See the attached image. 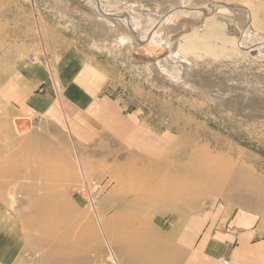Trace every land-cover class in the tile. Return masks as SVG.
I'll list each match as a JSON object with an SVG mask.
<instances>
[{"label":"rangeland","instance_id":"1","mask_svg":"<svg viewBox=\"0 0 264 264\" xmlns=\"http://www.w3.org/2000/svg\"><path fill=\"white\" fill-rule=\"evenodd\" d=\"M102 1L108 9L124 6L146 20V26L141 25L147 32L155 22L172 21L157 42L140 47L123 44L107 25L81 20L51 0H0V201L14 209L29 234L18 264H211L204 257L194 259L195 251L205 235L216 241L223 231L237 238L235 250L250 234L252 264H264V0ZM83 12L94 13L86 6ZM171 30L178 33L173 36L177 50L199 49L220 64L196 66V71L186 65L173 71L166 67V55L156 45L170 39ZM73 56L88 79H72L70 86L59 83V71ZM33 64L51 69L57 81L48 89L54 103L49 113L23 108L34 93H45L42 87L35 91L32 81L26 87L23 65L33 69ZM186 69L194 74L193 81L191 75L181 77ZM218 88L226 92L218 93ZM71 89L78 94H70ZM81 95L89 99V109L79 104L68 111ZM93 101L111 105L130 130L116 137L115 110L109 116L100 114L102 118L92 116L86 125L85 113L92 110ZM140 126L153 137L151 142L170 134L177 145L190 147H167L157 158L150 156V169L160 167L161 176L172 164L206 155L238 165L214 185L192 180L174 188L171 178L164 177L152 186L162 195L167 192L166 199L150 206L130 202V210L123 206L137 200V186L125 180L126 169H141V164L124 162L128 154L138 160L146 157L131 144ZM103 146L119 154L97 150ZM120 164L126 169H118ZM240 170L246 178H236ZM98 217L109 221L106 235ZM92 219L95 225H86ZM132 219L139 230L130 227L123 233L112 228ZM191 226L201 231L193 249L182 240ZM142 230L147 244L140 249L137 232ZM123 238L130 241L129 252L119 251L112 242Z\"/></svg>","mask_w":264,"mask_h":264},{"label":"bare ground","instance_id":"2","mask_svg":"<svg viewBox=\"0 0 264 264\" xmlns=\"http://www.w3.org/2000/svg\"><path fill=\"white\" fill-rule=\"evenodd\" d=\"M51 2L56 6L58 7L59 9H62L64 11H66L67 13H71L73 15H77V17L81 20H84V21H91V20H94L95 22H98V23H101V24H105L107 25V30L112 34V35H116L117 39L120 41V42H123V44H130V45H138L140 47H145L147 44H151V42H153L154 40L157 42L159 40V38L161 37V32L164 33L165 30H167V27H166V23L163 21H159V22H155L152 24L150 30L147 32L143 26H146L147 24V21L144 20V21H141L140 19L137 18V14L134 16V14H132L130 11L128 10H125V9H122L124 6H122V8L120 7H116V9H112V8H107L108 6L104 5L103 4V1L102 0H51ZM73 2L76 3V7L74 8V6H71L73 5ZM109 4V2H108ZM112 5V4H110ZM116 5V4H115ZM86 6V8L92 10L94 13H91V14H88V13H85L83 12V7ZM114 7V5L112 6ZM125 8V7H124ZM129 9V8H128ZM140 11V10H138ZM240 11V10H239ZM143 13V12H142ZM180 13V12H179ZM177 12V14H179ZM244 13V12H243ZM173 14V13H172ZM186 14V13H184ZM239 14H241L239 12ZM150 15V14H149ZM248 15V14H247ZM175 16V14H174ZM179 16V15H178ZM177 16V18L175 19H178L179 17ZM142 18V17H141ZM169 18V17H168ZM181 18V16H180ZM179 18V19H180ZM172 19V18H171ZM182 19V18H181ZM169 19H167L168 21ZM166 21V20H165ZM172 20H170L171 22ZM176 21V20H174ZM173 21V22H174ZM170 22H168L167 24H169ZM190 23V22H189ZM193 23V22H192ZM245 23H246V20H245ZM143 24V26L141 25ZM171 24V23H170ZM169 24V25H170ZM175 24V23H174ZM197 24V23H195ZM202 24V23H201ZM201 24H198V25H201ZM185 26L186 23L184 24ZM172 26V25H171ZM191 26V25H190ZM187 28V27H186ZM189 28V27H188ZM245 28V27H244ZM168 29H171V28H168ZM249 30V29H248ZM246 29V32L248 31ZM251 30V29H250ZM180 31V30H179ZM181 32V31H180ZM253 32V31H252ZM168 33L171 34V38L170 39H167L164 41L166 42H162L159 43L158 45H156V47H158V51H162L163 55H166V59H167V66L166 67H169V69L171 68L174 69L177 68L178 70H181L183 69L184 65L187 66V69H192L194 68L193 70H195V67L196 66H200L202 68H206V66H210L211 64H216V65H219L220 64V61L216 60L215 58L211 57V55H204L199 49H195V50H189L187 51L186 49H183V50H177L176 48V45L175 44L176 42V39L174 41V38L173 36L174 35H177L178 33L176 31H168ZM251 34V32H250ZM255 33H253L254 35ZM257 34V33H256ZM160 36V37H159ZM164 36V35H163ZM247 36V35H246ZM252 36V34L250 35ZM257 37V36H256ZM261 37V36H260ZM177 38H180V37H177ZM247 38V37H246ZM258 38V37H257ZM158 39V40H157ZM254 39V38H252ZM154 41V43H155ZM160 42V41H159ZM128 46V45H126ZM154 46V45H153ZM121 47V45H120ZM134 47V46H133ZM137 47V46H136ZM147 47V46H146ZM179 47V46H178ZM181 48V46H180ZM145 49V48H144ZM147 49V48H146ZM145 49V50H146ZM194 49V48H193ZM135 50V48H134ZM153 50V49H152ZM243 50V49H242ZM133 51V49H132ZM144 51V50H143ZM167 51H169V53H167ZM134 52V51H133ZM147 52V51H146ZM153 54V53H152ZM158 54V53H157ZM155 54V55H157ZM188 55L190 59L193 60V62H189L188 60ZM148 56V55H147ZM239 56V55H237ZM155 57V56H154ZM157 58V57H156ZM178 58V59H176ZM176 60H179V62L177 63ZM229 61V60H228ZM184 64H183V63ZM26 63H28L26 61ZM169 69L166 68V70L169 71ZM186 69V71H187ZM192 70V72H194ZM173 71V70H172ZM184 71V72H186ZM189 71V70H188ZM184 73L182 72L183 74L181 75V77L183 75H185L186 77V74L189 75V73H191V71L188 73ZM196 71V70H195ZM201 71V70H199ZM95 74V73H94ZM176 74V73H175ZM177 74H179L177 72ZM176 74V75H177ZM181 74V73H180ZM206 74V73H205ZM52 75V74H51ZM191 75V79H192V76L194 74H190ZM189 75V76H190ZM197 75V74H196ZM200 75V74H198ZM160 76H164L162 74H160ZM177 76H180V75H177ZM203 76V74L201 75ZM13 77V76H12ZM53 77V76H51ZM87 77L88 76V72L86 70V72H84L82 75H81V78H84V79H88ZM165 77V76H164ZM96 78H99V77H96ZM168 78V77H167ZM194 78V77H193ZM197 78V77H196ZM199 78V77H198ZM200 78H204V77H200ZM225 78V77H224ZM189 79V77H188ZM200 79V81L202 80ZM232 79H234L232 77ZM247 79V78H246ZM74 80V79H73ZM166 80V79H165ZM169 80V79H168ZM195 80H198V79H195ZM227 80H228V77H227ZM242 80V79H241ZM245 80V79H244ZM250 80V79H249ZM54 81H55V78H54ZM193 81V79H192ZM207 81V80H206ZM210 81V80H209ZM240 81V80H239ZM243 81V80H242ZM242 81H240L242 83ZM166 82V81H165ZM187 82V81H186ZM185 80L183 81V83H186ZM199 82V80H198ZM203 81H201L202 83ZM214 82V81H213ZM238 82V81H237ZM239 82V83H240ZM246 82V81H245ZM249 81L247 80L246 83H248ZM259 82V81H257ZM54 83V82H53ZM168 83H172L171 80L170 82ZM196 83V82H195ZM200 83V84H201ZM216 83V82H215ZM225 83V81H224ZM229 83V82H228ZM240 83V84H241ZM175 84V82H174ZM181 84V83H179ZM210 84V83H208ZM207 84V85H208ZM231 84V83H230ZM249 84V83H248ZM51 85V83H50ZM176 85V84H175ZM184 85V84H182ZM188 86L190 84H185V86ZM199 85V84H197ZM205 85V84H204ZM215 85V84H214ZM232 85V84H231ZM239 84L237 83V86ZM244 85V84H243ZM242 85V86H243ZM247 85V84H246ZM17 86V85H16ZM203 86V85H202ZM213 86V85H212ZM225 86V85H224ZM229 86V84L227 85ZM250 87V85H248ZM52 86H50L51 88ZM181 87V85H180ZM193 88H198L197 86H191ZM214 87V86H213ZM221 87V86H220ZM219 87V88H220ZM233 87V86H232ZM239 87V86H238ZM244 87V86H243ZM259 87V86H258ZM178 88V87H177ZM201 87H199L200 89ZM205 88V87H204ZM202 88V89H204ZM218 88V93H221L223 94V91H219L220 89ZM223 88V87H222ZM236 88V87H235ZM240 88V87H239ZM242 88V87H241ZM248 88V87H247ZM252 89V86L250 87ZM180 90V88H178ZM177 89V90H178ZM185 89V87H184ZM198 89V90H199ZM212 89V88H211ZM217 89V88H216ZM228 89L230 88H226V90L228 91ZM237 89V88H236ZM262 89V88H261ZM186 90V89H185ZM184 90V91H185ZM188 90V89H187ZM186 90V91H187ZM246 90V89H244ZM249 90V88H248ZM246 90V91H248ZM183 91V90H181ZM190 91V90H189ZM215 91V90H214ZM252 91V90H251ZM253 91L254 92H257L258 91V88H253ZM195 92H198V91H195ZM203 92V91H202ZM226 92V91H225ZM250 92V90H249ZM260 92V91H259ZM191 94V91L189 92ZM194 93V92H193ZM207 93V92H206ZM205 93V94H206ZM217 93V94H218ZM244 93V92H243ZM246 93V92H245ZM248 93V92H247ZM261 93V92H260ZM197 94V93H196ZM199 94V93H198ZM204 94V92L202 93V95ZM210 94V93H209ZM231 94V93H230ZM250 94V93H248ZM247 94V95H248ZM257 94V93H256ZM192 95V94H191ZM208 95V94H207ZM212 96V94H210ZM214 95V94H213ZM225 95V94H224ZM229 95V94H227ZM206 96V95H205ZM217 96V95H216ZM219 96V94H218ZM242 96V95H241ZM244 96V95H243ZM246 96V95H245ZM256 96V95H255ZM260 96V95H259ZM204 98V96H202ZM209 97V96H208ZM215 97V96H214ZM220 97V96H219ZM223 98V95L221 96ZM225 97V96H224ZM228 97V96H227ZM252 97V96H251ZM245 98V97H244ZM250 98V97H249ZM209 99V98H208ZM206 99V100H208ZM218 99H221V98H218ZM217 99V100H218ZM224 99V98H223ZM221 99V100H223ZM227 99V98H226ZM225 99V100H226ZM247 99V98H245ZM254 98H252L253 100ZM212 100V99H211ZM214 100V99H213ZM212 100V102H213ZM225 100L223 102H225ZM255 100V99H254ZM263 100V99H262ZM210 100H208L207 102H209ZM216 99L214 100L213 103H215ZM249 101V100H248ZM260 101V100H259ZM211 102V101H210ZM222 102V103H223ZM258 102V101H257ZM218 103V101H217ZM220 102V104H222ZM252 103V102H250ZM256 103V102H254ZM258 103H262L261 101L258 102ZM224 104V103H223ZM97 105H94V109H98L100 110L101 107H97ZM243 106V105H242ZM77 107V106H76ZM219 107V106H218ZM242 108V107H241ZM259 108V107H258ZM264 109V108H263ZM115 110V109H114ZM116 111V110H115ZM75 112V111H74ZM95 112V111H94ZM100 114V112H97ZM219 113V112H218ZM96 116H99L100 118H102L103 116H100V115H95ZM122 115L118 114L115 118H117V126L116 128L114 127V130L113 132L116 134V137H122L124 136L123 134L125 132H128L129 129V126H128V123H126L127 121L123 118H121ZM80 117V116H79ZM91 117H92V114L90 113L89 115H86L85 116V124L86 125H90V120H91ZM99 125V124H98ZM21 128V127H20ZM19 128V130H20ZM113 128V126H112ZM75 131H78V127L77 129H75ZM72 132V131H71ZM111 134V133H110ZM157 135V134H156ZM158 136V135H157ZM115 137V138H116ZM128 138V137H127ZM153 138V137H152ZM149 137V135L146 134L145 130H143V126H140L138 131L134 133V135L132 136V145L134 147H136L137 150H141L143 152H145V155L146 157L143 158V159H139L136 157V156H130V154H128V157L124 164L126 166V163L127 164H130L131 161H137V162H140L141 164V169H126V167L122 166L124 164H120L118 165V169H123L125 170L126 169V179H128V182H130L133 186H137V195L135 197H137V200H130L128 202H126L125 206L123 207H128V209H132L134 208V206L132 205H128V203L130 202H141V201H144L147 203V205H154L156 203V200L158 199L159 201L162 200V199H166L168 196L166 195L167 192H164V194L162 195L160 193V189L158 188H154V186H152V184L156 181L158 182L159 180L161 181V179H163L164 177H169V179L171 178V181H173L172 185L173 187L175 188L176 185L177 187L178 186H182V185H185L187 184L188 182H192V180H194L196 183L198 184H203V185H214V183H216L219 179H223L226 175V173H228L230 170L232 169H235V167H237L238 164L236 163H233L232 161L228 160H222L220 158H217L215 156H211V155H206L204 156L202 159H199V160H194L192 158H190L189 160H187V162H184L185 164L184 165H176V164H172L168 167L167 169V174H164V176H161V168L158 167V169H155V170H151L150 169V165L151 163L150 162V156L151 157H158L161 155V151L162 149L164 148H167V147H170L171 149L175 150L176 151L177 149H180L181 151H187V148L188 150H190V147L187 146V145H183L182 147L177 145V141L175 140L174 142V138L172 136H170V134H168L167 136H165L164 138H159L157 139V141H152L151 142V139ZM118 140V139H117ZM89 141V140H88ZM91 141V140H90ZM126 141V140H125ZM85 142V141H84ZM88 143V142H87ZM101 152H108V153H112V154H116L118 155L119 154V150L117 149H110V147H106V146H103L102 148L100 149H97ZM90 155H93V153L91 151H89ZM120 156V155H119ZM131 157H135V159H131ZM242 171L244 170H240V173H238V175L236 176V178H240L241 176L243 177L245 174V178H246V173H242ZM154 173V175H153ZM143 175V176H142ZM240 175V176H239ZM39 176V175H38ZM235 176V175H233ZM138 181V182H137ZM159 181V182H160ZM193 183V182H192ZM233 186H235L233 184ZM242 186V185H241ZM172 187V186H170ZM109 188V187H108ZM158 194V195H157ZM77 196V195H75ZM1 205V204H0ZM2 207V206H1ZM0 207V208H1ZM3 209H1L0 211H2ZM9 215V214H8ZM13 215V214H12ZM10 216V215H9ZM8 216V217H9ZM11 219H12V216H10ZM99 218V217H98ZM6 221V220H5ZM94 219H92L90 222H86V225L89 226V224L91 225V227H93L94 224ZM109 221L106 220L104 217L102 218H99V223L102 227V232L105 234L106 230H109L110 227H108V223ZM2 223V222H1ZM4 223V222H3ZM98 223V222H97ZM131 228H135L136 230H139L137 229V221L136 220H126V222L124 223H119L117 225H112V228L114 230H117V229H122L123 233H127L128 229ZM101 229V228H100ZM94 230V228H93ZM145 230H142V234H141V231L137 232L140 233L139 234V237H138V243H137V247L142 249V247L147 244L145 242H147V238H146V235L147 233H144ZM90 232V231H89ZM146 232V231H145ZM96 233V232H95ZM97 233H98V230H97ZM26 234V237L29 236L28 234V231L25 232ZM87 234V233H85ZM93 234V233H92ZM21 235V234H20ZM88 235V234H87ZM95 235V234H94ZM126 237V236H124ZM2 239V238H1ZM0 239V240H1ZM22 239V237H21ZM128 238L126 239H116L115 240H112L113 243H115V246L120 250H123L126 248V251L129 252L130 251V247H128V244L130 243L129 240H127ZM134 242V241H133ZM79 243V242H78ZM108 245V244H107ZM126 252V254H127ZM6 256V255H5ZM4 256V257H5ZM20 260V258H19ZM126 260L127 259V256H126ZM1 261V260H0ZM93 262V261H92ZM95 263V262H94ZM11 264V263H10ZM15 264H18V262H16Z\"/></svg>","mask_w":264,"mask_h":264},{"label":"crops","instance_id":"3","mask_svg":"<svg viewBox=\"0 0 264 264\" xmlns=\"http://www.w3.org/2000/svg\"><path fill=\"white\" fill-rule=\"evenodd\" d=\"M80 63L81 62L79 61V59L76 56H73L72 60L70 59L69 64H64L63 71L59 69L60 71L58 74V79L56 80H58L59 83L64 82L65 85L70 86L72 79H78L84 72H86V69ZM30 67H32L33 69L23 65L24 72L27 75L28 81L26 87H30V82L32 81L31 86L35 91H37L38 87H42L45 93H34V95L30 97L31 100L29 98L26 101L24 100L23 108L26 110L29 109L31 111L38 110L41 113H49L51 107H53L54 105L52 96H50V92L51 89H53V84L55 82L57 83V81H54V75L51 69L44 68L42 66L39 68L36 66V64H33V66ZM49 86H52L50 91L48 90ZM72 93L78 94V92L74 89H71L70 94ZM78 100V104H69L70 109L67 108V110H77V108H79V104L81 107H87L89 104V102H87V100L89 99L83 95L79 96ZM94 103L95 101H93L92 105H94ZM97 107H101L100 110H96L94 109V107L92 108V110H88L85 113V116L89 115L90 113L92 114V116L100 114L103 116H109V114L114 112V109L111 105L102 107V105L98 104ZM87 109H89V106L87 107ZM97 112H100V114ZM116 114H118L117 111ZM0 204V207L2 206L0 210L3 209L2 211H0V239L2 238L0 240V264H15L19 261V258L21 257L27 246L28 237H26V229H24L22 221L19 215L16 214L14 209L1 201ZM8 214L12 216V219ZM239 221H241L240 217ZM200 232L201 231L196 229V226H191L190 228H188L184 238L182 239L184 246L188 245L189 247H191L192 243L195 245L197 242V238H199L198 236L200 235ZM220 237L221 239L216 238L217 240L214 241L211 237L208 238V235H205L199 243L197 250L195 251L196 258L194 259L200 260V257H204L211 264H216V262H219L220 260H223L225 264H252L253 252H251L250 234H245L240 248L236 250L233 246L237 238L233 237L227 231L221 232ZM239 244L240 241H237L236 246H238ZM194 245L191 247V249H193ZM202 264H208V262L205 263V261H202Z\"/></svg>","mask_w":264,"mask_h":264}]
</instances>
